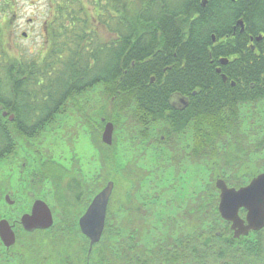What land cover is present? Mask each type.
Here are the masks:
<instances>
[{
  "label": "trees",
  "instance_id": "1",
  "mask_svg": "<svg viewBox=\"0 0 264 264\" xmlns=\"http://www.w3.org/2000/svg\"><path fill=\"white\" fill-rule=\"evenodd\" d=\"M16 1L0 0V162L16 153L20 141L40 136L69 103L100 88L102 104L96 117L115 126L110 146L100 136L104 123L100 120L93 127L102 174L119 175L114 149L124 122L129 129L141 128L142 138L162 123L171 124V139L191 129L192 157H205L213 163L206 174L218 169L221 176L217 173L206 184L212 198L205 215L190 219L191 228H198L199 220H204L205 231L200 235L192 230L184 241L194 244L201 236L221 231L214 240L219 244L218 258L242 261L233 264H264V228L238 240L224 237L227 233L221 227L215 185L217 176L229 186H240L242 179L251 178L246 169L249 157L256 147H262L258 143L253 148L248 142L240 110L264 100V0H52L43 25L42 49L33 55L18 54L13 48L11 24L19 14ZM259 36L263 39L254 42L253 50L250 38ZM223 58L229 60L226 65L220 61ZM173 92L189 98L184 111L170 106ZM72 107L87 121L94 112L91 104L73 103ZM64 172L63 168L52 179H63ZM44 173L39 170L34 177H45ZM131 189L134 193L137 186ZM114 199L112 194L104 234L85 264H105L109 244L117 255L123 251L120 229L126 224L113 215ZM61 200L68 201L64 194ZM144 215L138 221L133 212L127 219V227L134 230L126 259L133 263V245L141 237L142 252L153 247L145 237ZM59 218L46 234L66 239L62 251L67 255L60 264L83 260L86 256L76 257L72 251L79 243L86 254L89 244L74 207L64 209Z\"/></svg>",
  "mask_w": 264,
  "mask_h": 264
},
{
  "label": "rangeland",
  "instance_id": "2",
  "mask_svg": "<svg viewBox=\"0 0 264 264\" xmlns=\"http://www.w3.org/2000/svg\"><path fill=\"white\" fill-rule=\"evenodd\" d=\"M44 4H46V0H20L17 3L19 18L11 24V37L13 48H16L18 54L22 51L28 55H33L42 49L43 25L48 16V10ZM31 18L33 20L29 23L28 20ZM22 32H27L28 36L23 37ZM100 92V88H96L78 100L69 103L65 112L57 116L55 122L47 126L40 136L28 142L20 141L16 153L0 162V218L5 217L14 220L24 212H29L32 204V200L28 197V191L32 189L30 178L39 165L45 171L42 175L45 176L42 177L45 181L43 184L40 183L42 186L39 191H34L35 197L42 198L55 206V194L50 181L53 177H59L61 167L58 166L59 170L55 166L53 168L51 166L60 163L70 171L69 175L72 177L83 178L81 180L84 182L85 190H88L86 194L88 198L96 195L108 181H116L114 182L113 198L115 199L112 210L117 212L113 215L116 214V218H120L122 221L124 216L123 203L126 194H129L126 192L127 185L123 180V166L126 163L135 164L141 161L151 173L159 172L158 177H153V173L151 174L150 178L143 184L141 191L142 196H157L160 204V207L148 209L147 221L143 220V226L148 228L147 232L144 231L146 240H150L153 246L168 240H176L182 236H189L191 232L186 229L181 212L197 196L207 197V200L212 198L211 195H207L206 184H209L217 173L220 174V171L214 169L215 171L213 170L214 172L212 171L210 176L206 174L207 167H213L211 161L208 160L201 165L180 166L183 168H176V171L170 166L169 161L173 156L172 153L190 151L193 147V131L191 129H186L174 139L175 144L171 146L174 150L171 152L167 150L169 145L163 146L156 140L157 133L154 128H152L150 135L142 138L140 136V132L143 131L141 128L129 129L124 122V125L121 124V129L119 128L118 143L114 149V152H117L116 160L120 168L119 175L102 174L99 153L95 149L87 148L89 144V141L86 140L87 130L85 127L87 124H83L78 118V112L72 107L73 103L83 104V106L84 104L88 106L91 104L94 112L89 118L92 120L102 104ZM240 111L244 120L243 132L246 136L248 135V142H257L262 139L264 137V100L255 104L244 105ZM84 122L88 123L86 119ZM92 122L95 124L96 121L93 119ZM102 132L103 130H101L100 136ZM259 157L264 158V152L260 156L250 155V162L246 166L250 174L257 168L253 162L258 161ZM256 171L259 172V169ZM100 178H102L101 182H99ZM249 181L250 178L242 179V185H247ZM99 184L102 188H99ZM242 185L232 187L239 188ZM11 192L13 193L12 198L16 201L13 206H9L5 199L6 195ZM59 212V210L54 212V225L59 223ZM211 224L221 228L215 221H212ZM120 233L121 240H124L128 233L122 229H120ZM78 248L79 245L78 247L75 246V250H79ZM53 254V249L49 244L42 248L41 256L48 263ZM0 264H15L14 259L7 255L1 241ZM83 264H85V260H83Z\"/></svg>",
  "mask_w": 264,
  "mask_h": 264
},
{
  "label": "flooded vegetation",
  "instance_id": "3",
  "mask_svg": "<svg viewBox=\"0 0 264 264\" xmlns=\"http://www.w3.org/2000/svg\"><path fill=\"white\" fill-rule=\"evenodd\" d=\"M19 1L20 0L16 1V5ZM51 1L52 0H46V4H44L46 6L47 10L52 7ZM17 18H19V16L16 17V20H17ZM240 30H241V32L244 31V30L242 31V26H241ZM257 38H254V37L250 38L251 47L253 50L256 48V46L254 45V42L261 41L263 39V36L261 37L260 40H258ZM177 93H181V92H173L170 94L169 104L174 110L181 112V111H184L189 106L190 102L188 103L187 106H185L182 109L175 107L173 104H171L170 99H171L172 95H174V94L177 95ZM193 94L195 95L196 92H194ZM182 95H184V94H182ZM184 96H186V95H184ZM177 98L178 97H176V99ZM176 99H174L175 103L177 105H180L179 103L176 102ZM87 111H89V108L87 109ZM89 117H90V114H89ZM78 118H80V120L83 122L84 125L87 124V127H85L87 130L86 140L89 141L87 148L90 147V148H92V150L95 149V150H97V152H99V149H96V145L94 144V136H93L94 123L92 122L93 119L91 120L90 118H88V123H86V122H84L83 117L78 116ZM101 119L104 120V118H102V117H101ZM103 131H104V129H103ZM114 131H115V129H114ZM156 133H157L156 140L159 143L163 144V146L169 145V148H167V150L173 152L174 148L172 149L171 146L173 144H175V140L169 138V136L173 133V128L171 127V124L169 125L167 123H162V125L160 127L158 124L156 126ZM101 139H102V135H101ZM258 143L262 144V147H260L262 149L260 150V148H258V147L255 148L256 151H253L252 154H254L256 156H260V154L264 152V147H263L264 146V137L262 139H260L259 141L251 142L250 144H251V147L254 148V146H256ZM194 150H195L194 147H192L190 151H183V152L178 151V152L172 153L173 156L170 158V161H169V163H171L170 166L178 169V168L186 167L185 165H189V164H199V165L205 164L206 163L205 157H199L197 160L192 157L191 152ZM54 163H56V162H54ZM253 163L255 166H257V168L252 171V176L250 178V181L254 177L258 176L259 174L264 173V170H263L264 158L259 157L258 161L253 162ZM56 164L57 165H52L51 168H53V166H55L57 169H59L58 168V166H59V167H61L60 168L61 171L64 168L65 172H64V178L63 179H57V180L52 179V181H50L52 183V187H53L54 194H55V204H56L55 206L51 205L50 203H48L46 200H44L42 198H36L35 197L36 194L34 191L35 190L39 191L41 186H42L40 183L42 182V184H43V182L45 181L42 178H39L36 176L34 177V173L36 174V173H38L39 170L40 171L43 170V168H41L39 165L38 169H36L33 172L32 178H30V183H31L32 189L28 191V197L32 200V204H31L29 212L28 211L24 212L17 219H14V220H10V219L5 218V217L0 218V221L3 219L8 220L9 224L12 225V228L15 232L16 242L13 245L6 246L5 243H3L1 238H0L2 246L4 247L7 255H9L12 259H14L15 264H60V262H61L60 260H58L56 258L55 254H53V257L50 259L49 263L47 262V260L44 257L41 256L42 255V248L44 246L48 245V240L45 236L46 230L36 229L34 231H27L24 229V227L21 224V218L23 217V215L31 212L32 205H33L35 200L40 199V200L45 201L48 204V206L51 208L53 216H54V214H55L54 212H56V210H59L60 211L59 214H62V213H64V209L74 207L75 212H76V216L78 217V226H79L80 217L85 213L89 204L91 203V201L95 197V195H94L91 198H88V196L86 195L88 190L87 189L85 190L84 182H83V180H81L83 178L79 179L76 177H72L71 175H69L70 171L67 168H65V166H63L60 163H56ZM211 164H213V163H211ZM24 165H25V163H24ZM180 166H183V167H180ZM258 169H259V172L256 171ZM122 172H123V176H124L123 180L125 181L126 185L128 182L135 181L134 184H135V186H137V191L133 193V189L127 188L126 192H128L129 194H126V198H125V201L123 203V214H124L123 221L126 224V226H124L121 229L124 232L128 233L124 237V240H122L123 244L121 242L123 251L121 252V254L118 257L117 253H115V251L114 252L112 251V247L109 244L107 249H106V263L105 264H127V263H130V264H233V263L242 262L239 260L221 259V258L217 257L220 255V252L217 251V249H219V247H218V245H215L214 240H215V236L221 235V231H217L215 233H212L211 235L206 234L205 236H201L199 242H196L194 244H191L189 242L184 241V240L188 241L187 238H189V236L187 235V236H182L181 238H178L176 240H171L172 242H167V243L164 242V243L154 244L153 247H151L150 249H145L144 252H142L143 245L141 244V238H142L141 237L140 241L136 242L135 245H133L136 248V251L133 254L136 256V262L133 263L131 260L126 259V257H128L126 255L131 254L130 248H128L130 246V242L128 239H130L129 238L130 232L131 231L133 232V230H134V228H132V227H127L128 226V220L127 219L134 212V217L137 218L138 221H140L143 213L145 214L144 216H146V213L149 212L148 209H152L153 207H156V208L160 207L159 206L160 204H159V201L157 200L158 199L157 196H154V195L153 196H149V195H143L142 196L141 195L143 184L145 183L146 180H148V178H150L151 174L153 173V172L151 173L150 170L144 166L143 162L140 161V162L135 163V164H132V163L127 164L126 163L123 166ZM157 175H159V172L158 173L156 172L155 174L153 173L152 176L156 177ZM153 177H152V179H153ZM250 181H249V183H250ZM99 182H101V181L99 180ZM137 183H139V185H136ZM84 191H86V192H84ZM63 194L65 195V197L68 200L67 202H64V203L61 200ZM7 196H9V200L12 201L11 204L8 203V201L6 199ZM12 196H13V193L11 192V193L7 194L5 197L6 202L8 203L9 206H13L16 204V201L12 198ZM208 198H210V197H208ZM216 199H218V204H217V210H218L219 202H220L219 194H218ZM207 206H208L207 197L197 196L195 198V200L191 201L190 204H187L183 208V210L181 212V216L184 217L185 227L188 231L193 230V233H199L200 235H201V233H203L205 231L204 220H199L198 228H191V226L189 224H190V219L192 217H194V219L203 217L205 215V211H206ZM239 213H240V216L244 219L246 217L247 210L242 208V209H240ZM107 216H108V211H107ZM220 217H221V215H220ZM222 220L223 221L221 222L222 223L221 227H222V229L224 228L226 233H227L226 235H224V237H228L229 239H233L234 232L231 230L232 223L224 220L223 218H222ZM54 223H55V220H54ZM135 229H136V231H138L140 228L136 227ZM188 231H186V232H188ZM254 232H257V231H251L250 234H252ZM208 239H209V242L206 243V241ZM181 240H183V242H181ZM49 245L51 248H58L60 246V243H58V242L50 243L49 242ZM60 251H61V247H60ZM120 256H121V258H120ZM243 262H245V261H243Z\"/></svg>",
  "mask_w": 264,
  "mask_h": 264
},
{
  "label": "water",
  "instance_id": "4",
  "mask_svg": "<svg viewBox=\"0 0 264 264\" xmlns=\"http://www.w3.org/2000/svg\"><path fill=\"white\" fill-rule=\"evenodd\" d=\"M31 21V19L29 20ZM239 24L244 30V24L240 20ZM27 33L23 32L22 36L27 37ZM258 40L261 37L257 38ZM215 41V39H214ZM228 59H221V63L226 65ZM220 73L221 69L218 68ZM223 81H227V77L223 75ZM234 86L235 83L232 82ZM172 95L170 102L175 107L182 109L188 105L189 98L177 93ZM176 97H178L176 99ZM180 105H177L174 101ZM3 116H7V112H3ZM9 119L12 121L14 116ZM115 126L112 122H107L102 134V141L107 145L113 144ZM216 188L219 190V207L218 211L221 217L232 223L231 230L234 232L233 237L240 239L241 236H248L251 231H260L264 228V173L254 177L249 184L239 188L229 186L228 183L217 177L215 181ZM115 184L108 181L106 185L95 195L85 213L79 219V228L82 234L90 239L89 252L92 251L95 244L99 243L104 232L108 206L114 191ZM8 203H12L7 196ZM247 210L246 217L240 216V209ZM21 224L27 231L36 229H49L54 225V216L48 204L40 199L34 201L31 212L23 215ZM0 238L6 246L13 245L16 242L15 232L8 220L0 221ZM209 242V239L206 243Z\"/></svg>",
  "mask_w": 264,
  "mask_h": 264
},
{
  "label": "bare ground",
  "instance_id": "5",
  "mask_svg": "<svg viewBox=\"0 0 264 264\" xmlns=\"http://www.w3.org/2000/svg\"><path fill=\"white\" fill-rule=\"evenodd\" d=\"M238 24H239V22H238ZM213 39H215V36H213ZM93 119L96 121L95 122V124L96 123H98L100 120L104 123V128H105V126H106V122L104 121V120H102L101 118H97L96 116H94L93 117ZM103 134V133H102ZM113 142H114V136H113ZM110 146V145H109ZM100 155V154H99ZM100 157V156H99ZM173 169H175V171H176V168H173ZM217 177H220V176H217ZM221 178V177H220ZM217 179V178H216ZM223 179V178H222ZM114 182H116V181H114ZM135 183V181H132V182H128L127 183V188L128 189H131V187L133 186V185H135L134 184ZM115 184V183H114ZM141 184V183H140ZM136 185H139V183H137ZM115 188V187H114ZM114 192V191H113ZM77 221H78V219H77ZM106 222H107V217H106ZM105 228H106V224H105ZM105 228H104V231H105ZM51 228H49V229H40V230H46V232L47 231H49ZM82 233V232H81ZM70 234V233H69ZM103 234H104V232H103ZM103 234H102V236H103ZM46 236V238H47V240H48V244H49V242L50 243H53V242H58V243H60V246L58 247V248H51V249H53V253L56 255V258L58 259V260H62L61 258H62V256L64 255V253H66L65 254V256L67 255V251L65 252V251H62L63 250V248H64V244H63V242H65V240L66 239H64L63 237H60V239H58V238H56V239H52V238H49V237H47L48 235L46 234L45 235ZM86 237V236H85ZM245 237H247V236H241L240 238H245ZM88 238V237H87ZM89 239V238H88ZM233 239L234 240H236L234 237H233ZM238 240V239H237ZM101 241V240H100ZM77 243V242H76ZM78 245H79V243H78ZM60 247H61V251H60ZM89 247H90V239H89V244H88V249H87V253L85 254L84 252H85V250H82V249H80V245H79V250H75L74 248H72V251H73V255L74 256H86L84 259H85V261L87 260L88 262H90V256L92 255V251H93V249H92V251L91 252H89ZM65 248L67 249V247L65 246ZM84 251V252H83ZM83 259V260H84ZM83 260L81 259L80 261L79 260H73L72 261V263L73 264H83ZM86 261V262H87ZM87 262V263H88Z\"/></svg>",
  "mask_w": 264,
  "mask_h": 264
}]
</instances>
